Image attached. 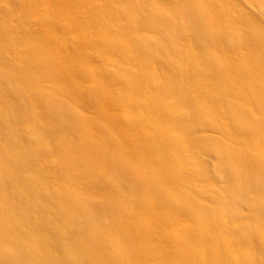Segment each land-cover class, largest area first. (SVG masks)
<instances>
[{
  "label": "bare ground",
  "instance_id": "6f19581e",
  "mask_svg": "<svg viewBox=\"0 0 264 264\" xmlns=\"http://www.w3.org/2000/svg\"><path fill=\"white\" fill-rule=\"evenodd\" d=\"M261 10L0 0V264H264Z\"/></svg>",
  "mask_w": 264,
  "mask_h": 264
},
{
  "label": "rangeland",
  "instance_id": "374dc122",
  "mask_svg": "<svg viewBox=\"0 0 264 264\" xmlns=\"http://www.w3.org/2000/svg\"><path fill=\"white\" fill-rule=\"evenodd\" d=\"M237 1L240 3V6H241V8H242V10L244 12H248L250 14H253V18L254 19H257L256 17L260 13V10L262 9V6L264 4V0H254V1L237 0ZM66 16L69 17L68 15H66ZM89 75L91 77H97L99 75V73L96 74V71L94 69H91L89 71ZM67 106L70 107V105H68V104H67ZM216 162H217V159H216V157H214V155H210V156H206L205 157V163H203V164H204V167H205L204 169L206 170L205 172L208 175H214L215 174ZM235 250L236 251H241V250L243 251V249L239 250L238 247H235ZM247 258H251V257L248 255Z\"/></svg>",
  "mask_w": 264,
  "mask_h": 264
}]
</instances>
